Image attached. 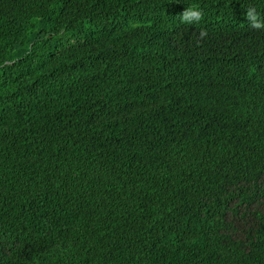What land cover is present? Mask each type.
<instances>
[{"label":"trees","instance_id":"trees-1","mask_svg":"<svg viewBox=\"0 0 264 264\" xmlns=\"http://www.w3.org/2000/svg\"><path fill=\"white\" fill-rule=\"evenodd\" d=\"M250 7L0 0V264H264Z\"/></svg>","mask_w":264,"mask_h":264},{"label":"clouds","instance_id":"clouds-1","mask_svg":"<svg viewBox=\"0 0 264 264\" xmlns=\"http://www.w3.org/2000/svg\"><path fill=\"white\" fill-rule=\"evenodd\" d=\"M181 22L187 25H195L202 21L203 12L198 5L186 7V10L180 15ZM246 19L253 29H264V17H262L255 8H248L246 10ZM207 37L206 31L200 32V38Z\"/></svg>","mask_w":264,"mask_h":264}]
</instances>
